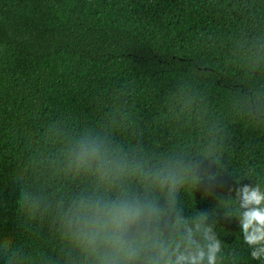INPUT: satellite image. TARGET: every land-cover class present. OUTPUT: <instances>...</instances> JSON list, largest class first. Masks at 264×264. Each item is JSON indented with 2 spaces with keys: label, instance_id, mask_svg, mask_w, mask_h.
Segmentation results:
<instances>
[{
  "label": "trees",
  "instance_id": "1",
  "mask_svg": "<svg viewBox=\"0 0 264 264\" xmlns=\"http://www.w3.org/2000/svg\"><path fill=\"white\" fill-rule=\"evenodd\" d=\"M85 125L148 153L210 145L215 180L178 200L210 214L223 264H259L220 200L236 177L264 180V0H0V259L18 248L24 264H57L53 225L18 198L77 187L46 158Z\"/></svg>",
  "mask_w": 264,
  "mask_h": 264
},
{
  "label": "clouds",
  "instance_id": "2",
  "mask_svg": "<svg viewBox=\"0 0 264 264\" xmlns=\"http://www.w3.org/2000/svg\"><path fill=\"white\" fill-rule=\"evenodd\" d=\"M57 149L46 158L54 183L22 191L20 211L45 216L61 242L57 264H223L224 250L207 211L190 216L178 200L181 191L215 180L219 156L210 145L196 155L148 153L117 142L110 129L79 126L59 132ZM208 162L207 167L201 159ZM221 199L249 250L264 264V180L241 183ZM18 248L0 264H24ZM230 264H239L233 257Z\"/></svg>",
  "mask_w": 264,
  "mask_h": 264
}]
</instances>
